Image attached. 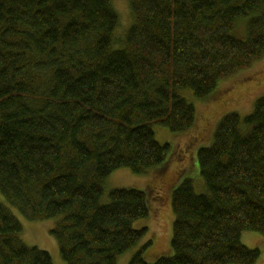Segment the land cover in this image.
I'll return each instance as SVG.
<instances>
[{
	"label": "trees",
	"instance_id": "obj_1",
	"mask_svg": "<svg viewBox=\"0 0 264 264\" xmlns=\"http://www.w3.org/2000/svg\"><path fill=\"white\" fill-rule=\"evenodd\" d=\"M113 2L0 0V194L28 221L60 218L66 264H118L138 245L146 193L113 189L103 203L104 182L165 162L153 127L196 121L180 91L203 100L264 57V0H131L121 39ZM198 163L205 192L187 179L173 193V254L149 263L142 247L128 264L258 263L241 238L264 236V97L245 118L225 115ZM22 233L0 202V264H54Z\"/></svg>",
	"mask_w": 264,
	"mask_h": 264
},
{
	"label": "rangeland",
	"instance_id": "obj_2",
	"mask_svg": "<svg viewBox=\"0 0 264 264\" xmlns=\"http://www.w3.org/2000/svg\"><path fill=\"white\" fill-rule=\"evenodd\" d=\"M113 4L120 18L116 38L121 39L133 23L129 16L131 0H114ZM234 34L242 40L247 38V19L238 23ZM116 46H121V42L116 41ZM180 94L194 105L196 121L190 130L183 133H172L157 125L153 127L157 141L170 147L165 162L144 174H135L126 168L120 169L104 182L103 203H108L109 193L118 188L141 190L146 193L148 201L149 216L134 223L135 229H146V235L136 247L118 259V264H128L142 247H145L143 256L149 263L173 254V193L187 179L191 180L196 192H205L198 152L211 145L217 126L225 115L235 112L245 118L253 111L255 102L264 97V57L251 68L221 81L214 93L203 100L197 99L190 90H182ZM0 202L22 223V240L26 245L49 252L54 264H66L60 256L57 240L51 234L60 218L28 221L1 194ZM241 240L245 246L261 252L257 264H264V236L257 232H245Z\"/></svg>",
	"mask_w": 264,
	"mask_h": 264
},
{
	"label": "clouds",
	"instance_id": "obj_3",
	"mask_svg": "<svg viewBox=\"0 0 264 264\" xmlns=\"http://www.w3.org/2000/svg\"><path fill=\"white\" fill-rule=\"evenodd\" d=\"M129 16H130V19L132 20L135 19V14H134V11L131 9V6H129Z\"/></svg>",
	"mask_w": 264,
	"mask_h": 264
}]
</instances>
